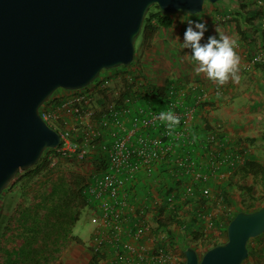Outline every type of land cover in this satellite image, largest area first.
<instances>
[{"label":"built area","instance_id":"1","mask_svg":"<svg viewBox=\"0 0 264 264\" xmlns=\"http://www.w3.org/2000/svg\"><path fill=\"white\" fill-rule=\"evenodd\" d=\"M261 57L258 54L253 60ZM113 76L107 72L84 88L61 89L63 93L55 95L59 101L49 100L40 107L43 119L60 134L52 155L55 161L65 158L86 165L84 195L93 224L89 249L96 264H180L166 227L159 224L168 211L177 210L178 194L175 189L167 191L168 185L153 186L162 162L179 168L173 171L177 179L179 173L207 178L194 158L196 140L190 130L203 98L202 85H189L194 96L187 103L171 81L163 95L156 92L154 106L145 101L149 98L145 83L128 71L119 76L127 78V89L132 91L118 103L123 92L118 97L111 93ZM169 110L180 118L172 128L157 119L160 112ZM144 173L151 179L148 190L141 186ZM208 194L204 188L203 195Z\"/></svg>","mask_w":264,"mask_h":264},{"label":"water","instance_id":"2","mask_svg":"<svg viewBox=\"0 0 264 264\" xmlns=\"http://www.w3.org/2000/svg\"><path fill=\"white\" fill-rule=\"evenodd\" d=\"M218 0H0V196L19 171L56 148L60 134L40 107L58 89H80L134 61L149 9L198 14ZM264 232V205L230 220L227 239L183 264H242Z\"/></svg>","mask_w":264,"mask_h":264},{"label":"crops","instance_id":"3","mask_svg":"<svg viewBox=\"0 0 264 264\" xmlns=\"http://www.w3.org/2000/svg\"><path fill=\"white\" fill-rule=\"evenodd\" d=\"M243 74L250 75L248 82L243 80ZM238 75L239 83H234L230 78L222 86L211 80L207 84L198 81L186 82L190 78L168 80L164 85H160L164 92L171 81L175 82L182 90L181 98L187 103H190L194 96L188 89L192 83H200V94H203L194 120L190 123V130L196 142H204L200 144L194 141L193 147L194 158L200 171L207 174V178L197 179L189 173H179L181 177L177 179L175 172L179 168L170 162L158 164L154 178L153 189L168 185L178 194L176 214L173 210L168 211L162 221H165L170 213H174L179 220L167 226L161 225L160 222L159 224L166 227L165 234L169 239L170 248L178 255L179 261H182L184 256L178 248L183 250L185 239H193L190 230L186 229L191 218L199 219L200 215L204 217L200 218L202 220L198 224L205 233L204 236H215L217 232L221 236L233 212L248 211L246 208L251 203L258 206L264 201V68L253 64L239 65ZM147 94L149 98H145L146 103L155 106L156 91ZM209 135H213L214 139L208 140ZM232 155L237 157L235 161L232 160ZM246 159L253 162V167H244ZM143 175L141 186L148 190L151 188L148 184L151 179L145 173ZM204 188L209 190L207 196L203 195ZM226 192L229 193L230 203L225 202L222 196ZM214 217L221 222L216 223ZM154 219L158 222V218ZM167 229L172 231L173 242ZM193 242L195 243L187 244L195 248L194 245L198 241ZM251 245L255 253L251 255L249 264H264V232L255 237ZM91 260V254L86 253V264H91Z\"/></svg>","mask_w":264,"mask_h":264},{"label":"trees","instance_id":"4","mask_svg":"<svg viewBox=\"0 0 264 264\" xmlns=\"http://www.w3.org/2000/svg\"><path fill=\"white\" fill-rule=\"evenodd\" d=\"M248 21L252 22V19L250 18ZM173 22L171 15L162 14L159 8L154 5L145 17L139 37L147 42L159 27H169ZM237 30L243 39L249 40L246 31L241 29L239 25H237ZM253 65L264 68V55L259 60L254 61ZM129 67H135L134 62L127 66H119L103 71L111 72L120 69L124 71ZM132 70L141 73L138 68ZM141 76L143 77V75ZM100 77L101 75L94 83ZM142 81L144 82V77ZM144 83L147 93L156 91L160 94L163 92L162 86L154 85L148 82L147 79ZM56 91L51 96L50 102L59 101L58 97H55ZM131 91L132 88L128 87L118 99V103H123ZM52 152H54L53 149H46L35 165L29 169L19 171L15 177L16 179H13L14 182L0 196L1 198L7 192L18 195L11 211L8 213L0 212V264H56L72 243L82 242L80 237L74 235L73 230L75 223L80 219L84 208L87 206L84 195L86 177L79 170H73L72 167L63 162V159L58 158L55 161ZM244 167H253V162L246 159ZM170 190L172 189L168 188L167 191ZM228 194L226 192L222 196L225 202L230 203ZM263 205L264 201L258 206L251 203L246 209L252 211ZM239 211L241 210H236L229 216L222 233L226 237L228 224ZM167 217L166 222L159 220L161 225H170L178 219L174 213H170ZM200 218L204 219L200 215L199 219L191 218L190 223L186 225V229L190 230L189 232L193 236V241L203 238L201 244L196 243L194 245L196 249L201 245L206 251L226 241L219 240L215 236H204L205 233L198 225L199 221L202 220ZM214 221L216 223L221 222L220 219L218 220L215 217ZM167 233L173 242L172 231L167 229ZM253 239L251 238L248 242V257L255 253L254 247L251 245ZM187 246H189L187 243L183 246L184 259L180 264L185 261L184 250ZM244 261L242 264H245ZM91 264H96L95 257L92 258Z\"/></svg>","mask_w":264,"mask_h":264},{"label":"rangeland","instance_id":"5","mask_svg":"<svg viewBox=\"0 0 264 264\" xmlns=\"http://www.w3.org/2000/svg\"><path fill=\"white\" fill-rule=\"evenodd\" d=\"M171 16L174 20L173 24L166 28L159 27L147 42L138 37L133 61L135 67H129L124 71L122 69L111 71L114 76L110 81L109 89L114 96L118 97L127 90L128 80L124 76H119V73L124 74L128 71L135 73L137 77L139 76L141 81L144 77V82L147 79L148 82L158 86L164 85L168 80H184L187 78L190 79L186 82L198 81L207 84L210 80L204 74L195 72L198 63L192 59L191 49L183 48L182 45L189 21L206 23L207 31L201 43H204V40L212 35H216L218 38L216 28L235 40L238 45L235 51H238L237 55L240 57L239 65H252L254 64V56L264 55V0H218L215 4L206 2L203 10L198 14L177 12ZM250 18L252 22L248 21ZM237 25L246 31L249 40L243 39L238 33ZM244 54L246 56H243ZM134 68H138L141 73L134 72L135 70H132ZM107 72L110 71H102L100 75L102 76ZM249 76V74H243L242 78L245 82H248ZM62 93L63 90L58 89L55 95ZM62 159L73 170H79L84 174L86 165L81 162H74L71 159ZM17 198L18 195L11 192L3 194L0 198V212L8 213L11 211ZM92 229L91 213L86 207L80 219L75 223L73 230L74 235L80 237L82 242L72 243L56 264H86V253L91 254L88 248ZM215 238L225 241L227 237L224 234L220 236L217 232ZM202 239L198 240V243H201ZM184 242L195 243L192 238L185 239ZM197 250L200 254L205 252V248L200 246ZM178 251H182L181 248H178ZM251 258V256L246 258L245 264H249Z\"/></svg>","mask_w":264,"mask_h":264},{"label":"clouds","instance_id":"6","mask_svg":"<svg viewBox=\"0 0 264 264\" xmlns=\"http://www.w3.org/2000/svg\"><path fill=\"white\" fill-rule=\"evenodd\" d=\"M215 30L218 38L212 35L207 38L206 42L201 43L207 31L206 23L189 21L184 33L183 48L191 49V57L198 63L195 68L196 73L204 74L209 80L221 86L226 84L230 78L234 83H239L240 57L235 51L238 45L219 28ZM157 119L167 122L169 128L180 122L179 116L171 110L160 112Z\"/></svg>","mask_w":264,"mask_h":264}]
</instances>
